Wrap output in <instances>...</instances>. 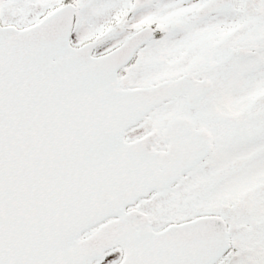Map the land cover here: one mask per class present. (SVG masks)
Wrapping results in <instances>:
<instances>
[{
	"label": "snow or ice",
	"instance_id": "snow-or-ice-1",
	"mask_svg": "<svg viewBox=\"0 0 264 264\" xmlns=\"http://www.w3.org/2000/svg\"><path fill=\"white\" fill-rule=\"evenodd\" d=\"M0 264H264V0H0Z\"/></svg>",
	"mask_w": 264,
	"mask_h": 264
}]
</instances>
